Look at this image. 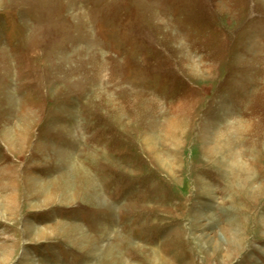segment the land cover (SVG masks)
Wrapping results in <instances>:
<instances>
[{
  "label": "rangeland",
  "instance_id": "obj_1",
  "mask_svg": "<svg viewBox=\"0 0 264 264\" xmlns=\"http://www.w3.org/2000/svg\"><path fill=\"white\" fill-rule=\"evenodd\" d=\"M0 264H264V0H0Z\"/></svg>",
  "mask_w": 264,
  "mask_h": 264
}]
</instances>
